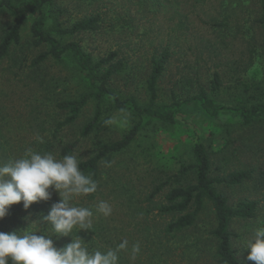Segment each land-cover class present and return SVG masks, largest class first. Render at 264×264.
Returning <instances> with one entry per match:
<instances>
[{"label":"rangeland","instance_id":"obj_1","mask_svg":"<svg viewBox=\"0 0 264 264\" xmlns=\"http://www.w3.org/2000/svg\"><path fill=\"white\" fill-rule=\"evenodd\" d=\"M155 1H161L162 5H154ZM58 3L65 26L96 13L102 14L100 30L82 32L71 36V39L80 42L96 60L112 51H119L125 69L114 78L112 85L121 94L146 97L145 81L150 71V58L166 47L173 53L160 82L161 95L167 99L172 91L180 99L197 93V80L209 87L215 71L221 73L224 90L229 92L235 89L238 77L259 79L263 75V32L253 22L258 14V0H59ZM215 17L219 20L226 17L229 27L221 31L212 26L211 19ZM14 20L6 10L0 9V38ZM31 22L32 18H27L21 44L15 45L7 57L0 59V165L23 155L27 147L33 148L37 135L47 136L53 124L65 117L55 107L56 101L77 91V84L64 66L52 60L45 62L40 69L30 66L32 59L46 49L32 44ZM93 113L91 104L77 124L66 129L63 138L76 139L78 130ZM229 118L225 114L212 118L186 105L177 114L174 124L155 122L145 126L137 141L104 169L106 184L102 201L108 202L113 211L108 217L102 215L106 218L103 221L96 211L97 205H94L91 210L95 228L101 231L103 226L106 236L119 234L123 238L128 237L121 232L124 225L129 224L125 213L128 198L133 196L134 203L138 199L145 200L146 194L171 171L192 160L193 144L199 139L208 143L210 129H213L218 132L213 148L225 149L218 156L220 159H216L214 171L216 165L222 164L219 160L224 156L226 161L229 160L226 171L237 168L255 170L254 178L242 185H218L233 205L245 199L260 201L257 219L233 226L237 234L233 239L238 256L243 264H255L247 260L248 250L245 248L249 240H254L255 229L264 222L263 174L260 171V166H264V124L232 125L230 131H225L222 124L229 123ZM116 121L114 123L119 125V129L109 135L112 139L119 138L121 129L127 125L124 115H117ZM93 147L90 139L81 143L76 152L78 160L88 157ZM222 171L218 169L216 173L221 174ZM79 198L73 203L87 207L79 203ZM51 199L53 202L42 203L40 210L34 204L24 209L23 201L10 206L4 217L9 232L14 224L43 231L44 227H39L43 222L41 216L59 200L58 194L53 192ZM156 201L161 202L162 196ZM156 212L154 210L153 214ZM212 217L208 208L199 219L200 231L190 238H199L204 230H208L213 224ZM135 222L133 216V228ZM2 228L0 223V230ZM133 240L139 242L144 250L147 240L143 233H134ZM201 246L203 251L214 248L212 242H203ZM204 258L201 257L197 264L205 261ZM183 259L182 264L195 263Z\"/></svg>","mask_w":264,"mask_h":264},{"label":"trees","instance_id":"obj_2","mask_svg":"<svg viewBox=\"0 0 264 264\" xmlns=\"http://www.w3.org/2000/svg\"><path fill=\"white\" fill-rule=\"evenodd\" d=\"M58 1L0 0V9L6 10L15 18L0 38V59L7 57L15 45L21 44L22 29L30 17L32 44L46 48L32 59L30 66L40 69L45 62L52 60L55 64L64 66L77 84L74 95L59 99L55 103V107L65 117L53 124L49 134L43 137V144L35 140L33 149L52 152L61 159L67 154L76 155L81 143L91 140L94 147L88 157L79 160V167L85 175L92 176L98 187L95 193L80 197L79 203L86 204L90 209L98 205L104 197L106 162L112 164L117 156L127 151L137 141L145 126L155 122L174 124L177 114L186 105L193 106L200 113L212 118L223 114L230 116V122L222 124L225 131H230L232 125L246 127L264 124V59L262 77H238L233 91L224 90L221 73L215 71L209 87L203 86L197 80V93L180 99L172 91L171 97L167 99L161 95L160 82L168 70L173 53L166 47L153 53L150 58V71L145 81L146 97L121 94L112 85L114 78L125 69L124 59L119 57V51H112L96 60L84 50L80 42L71 39L82 32L100 30L103 25L102 14L96 13L65 26L61 20L63 12L59 10ZM160 4L162 5L161 1L154 2V5ZM211 20L212 26L221 31L229 27L226 17L223 20L216 17ZM253 22L262 29L264 48V0H258V14ZM91 104L94 108L93 116L78 130V137L65 140L63 134L66 129L76 125L84 110ZM117 115H124L127 125L121 129L119 138L112 139L109 135L119 129V125L115 124L118 122ZM108 119L112 123L106 125L105 121ZM210 130L208 143L202 139L197 140L192 147V160L181 163L175 171H171L146 194L145 200L138 199L134 203L133 196L128 198L125 213L129 217V224H125L121 231L128 237L123 238L119 234L114 237L106 236L103 226L99 231L95 228L96 224L89 230L75 229L73 235L83 238L89 252H105L109 248L115 249L125 239L129 241L130 250L131 245L136 242L133 240L134 233H143L147 240L144 250L141 249L134 262L130 260L128 252H120L119 264H182L185 260L183 258L197 264L201 257L206 258L200 264H243L234 246L233 238L237 234L233 231V226L257 219L261 210L260 201L245 199L233 205L228 196L218 189V185H242L254 178L255 170L237 168L226 171L229 160L226 161L227 157L224 156V161L219 160L222 164L216 165L214 171L216 159L225 149L213 148V140L218 132ZM260 168L263 174L261 185L264 187V166L261 165ZM218 169L224 171L218 174ZM161 196L162 201L157 202L156 199ZM48 202L53 200L33 204L40 210L42 203L45 205ZM208 208L213 215V224L199 238L193 240L190 236L200 231L199 219ZM154 210H157L156 214H153ZM133 216L136 220L134 228ZM100 217L103 221L106 219L101 213ZM4 220L0 219L3 227L0 231L8 233L9 228ZM41 226L44 229L38 231V234L52 235L57 247H63L72 240V236L53 235L52 226L47 222L43 221L39 227ZM12 229L22 231L26 227H17L14 224L10 232ZM203 242H212L214 248L203 251Z\"/></svg>","mask_w":264,"mask_h":264},{"label":"clouds","instance_id":"obj_3","mask_svg":"<svg viewBox=\"0 0 264 264\" xmlns=\"http://www.w3.org/2000/svg\"><path fill=\"white\" fill-rule=\"evenodd\" d=\"M108 119L105 124H111ZM38 143L44 138L37 135ZM80 161L74 154L58 159L52 152H40L27 147L23 155L11 158L0 165V219L9 212L10 206L23 201L24 209L35 202L48 201L53 192L59 200L52 203L41 220L52 226L56 236H72L71 242L57 247L52 235L37 234L38 231L26 228L9 233L0 231V264H119V253L126 251L131 261H135L141 252L139 242L133 243L129 250V241H121L115 249L102 252H89L83 238L73 235V230H89L93 227V211L88 207L76 206L78 197L97 191L98 184L91 175H85ZM110 166V162H106ZM96 211L104 217L112 214V206L100 201ZM247 260L255 264H264V222L254 231V240H249L246 248Z\"/></svg>","mask_w":264,"mask_h":264}]
</instances>
